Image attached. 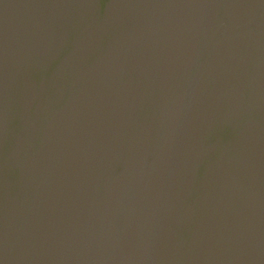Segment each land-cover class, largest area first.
<instances>
[{
    "label": "water",
    "instance_id": "obj_1",
    "mask_svg": "<svg viewBox=\"0 0 264 264\" xmlns=\"http://www.w3.org/2000/svg\"><path fill=\"white\" fill-rule=\"evenodd\" d=\"M0 264H264V0H0Z\"/></svg>",
    "mask_w": 264,
    "mask_h": 264
}]
</instances>
